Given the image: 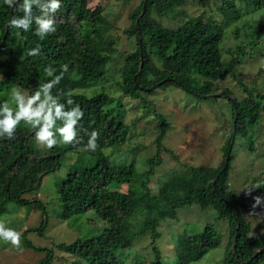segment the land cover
Wrapping results in <instances>:
<instances>
[{"label": "trees", "instance_id": "obj_1", "mask_svg": "<svg viewBox=\"0 0 264 264\" xmlns=\"http://www.w3.org/2000/svg\"><path fill=\"white\" fill-rule=\"evenodd\" d=\"M188 1L142 0L130 14L132 23L126 33L134 35L137 43L136 49L126 55L120 80L116 81L122 96L152 104L142 98L140 92L151 94L154 87L175 85L200 99L220 97L216 94V82L233 74L236 62L246 55L244 44L236 42L234 49L228 52H235L238 58L224 59L221 47L224 35L245 15L264 10V0H213L219 4L218 17L203 12L189 17L177 28H169L156 18L182 13L179 7ZM46 2L41 0V3ZM22 3L23 0H16V5L9 8L0 0V105L7 102L15 110L13 89L19 86L31 96L40 85L53 78L45 72L46 67L51 66L55 70L53 75H59L61 66L67 64L63 79L49 91L53 98L59 97L57 103L66 105L62 111L71 107L66 104L71 95L83 109L84 117L76 126L77 142L71 145L52 149L39 146L34 131L24 121L19 123L13 139L0 138V217L11 211L6 205L11 202L17 209L35 207L42 212L40 223L24 229L22 237L25 238L26 231L43 235L49 221L45 204L24 195L35 191L42 177L58 170L65 154L74 151L77 160L57 183L60 209L55 217L70 228L82 221L92 223L99 219L104 223L97 233L54 245L61 253L70 255L75 263L163 264L161 249L156 244L161 236L159 224L175 218L179 208L198 204L201 209L214 208L217 218L228 220L230 235L223 258L225 264H264V223L261 231H253L244 215V211L252 210V197H264V178L256 182L254 186L259 187L252 189L245 203L238 201L228 183L234 158L230 140L236 135L245 136L248 129L260 121L264 113V91L243 84L247 95L230 99L232 92L227 88L221 90L219 95L225 97L230 106L232 126L220 165H190L173 171L161 178L153 190L149 182L154 167L161 161L159 152L148 158L149 167L138 173L133 163L113 164L104 152L111 146L123 145L128 137L126 109L120 97L103 88L90 96L76 92L107 79V65L114 47L105 34L108 21L103 8H89L87 0H61L59 12L45 13L42 17L54 19L55 33L40 39L35 34L34 19L28 31L8 26L11 18L23 16L18 10ZM32 12L34 17L41 15V9L35 4ZM254 41H250L251 51ZM37 46L40 54L29 56L28 51ZM44 100L42 91L40 101L32 107L36 108ZM51 102L49 100L48 104ZM61 123L57 121V126ZM165 125L163 120L158 124L161 130L156 137L157 144L164 136ZM92 131L99 133L95 151L86 150ZM252 135L253 132L248 138V150L254 149ZM124 185L126 191L121 190ZM144 234L151 238L153 259L144 263L138 254L132 260L125 258V250ZM174 235L172 258L165 264L196 262L222 243L220 233L211 223H206L200 232L182 229ZM23 243L34 250L47 249L48 254L36 264H50L53 248L36 247L27 239Z\"/></svg>", "mask_w": 264, "mask_h": 264}, {"label": "rangeland", "instance_id": "obj_2", "mask_svg": "<svg viewBox=\"0 0 264 264\" xmlns=\"http://www.w3.org/2000/svg\"><path fill=\"white\" fill-rule=\"evenodd\" d=\"M141 2L142 0H87L89 8L96 6L103 8L108 21L105 34L112 41L114 51L107 65V79L95 86L78 89L76 92L90 96L103 88L114 94L116 98L120 97L126 109L125 122L129 127L128 137L123 145L111 146L104 152L113 164L133 163L137 173L148 168L146 160L159 152L161 161L154 167L155 171L149 182L150 188L155 190L159 180L169 176L173 171L184 170L190 165H220L231 133L232 122L228 100L219 95V92L227 88L232 92L230 99L233 97L242 99L247 95L243 84L248 88L255 87L259 91H264V10L245 15L235 27L231 26L227 29L221 43L224 59L238 58L235 52L234 54L228 52L230 48L234 49L236 42L244 44L246 55L236 62L233 74H228L224 80L216 82V88H218L216 94L220 96L217 100L200 99L180 87L168 85L163 88L154 87L151 94L140 92L142 98L152 102V104H145L141 99L122 96L116 84V81L120 80L126 55L136 49L135 36L128 35L126 30L132 23L130 14ZM218 5L213 0H190L179 7L182 13L156 18L169 28H177L189 17L198 16L203 12L206 15L218 17ZM252 39L255 40V46L251 51ZM17 88L29 96L27 90L19 86ZM162 120L166 123L165 133L160 144H157L156 137L161 130L158 124ZM252 132L254 149L248 150V138ZM246 133L245 136L236 135L234 140H230L233 143L234 158L231 162L228 183L241 203H245L249 198V195H245L246 190L254 186L260 178H264V113L260 121ZM72 152L74 151L65 154L58 170L42 177L35 191L24 195L28 199H39L43 205L45 204L49 221L44 234L26 231L25 238L21 235V246L18 249L12 247L10 242L0 240V264H36L48 254L47 249L34 250L25 247L24 239L29 240L36 247L53 248L54 255L50 264H78L70 255L61 253L54 245L58 242H72L78 236L97 233L104 224L97 219L92 223L78 222L70 228L67 223L55 217L60 209L57 183L71 164L77 160V156ZM121 190L126 191V186L124 185ZM6 205L11 207V211L1 214L0 217V222L5 228H12L22 234L24 229L39 225L41 210L35 207L17 209L15 207L17 205L13 202ZM252 211L259 215H251ZM215 212L212 207L201 209L198 204H192L179 208L175 218L162 221L158 226L161 236L156 244L161 249L163 264L168 258H172V243L176 237L174 234L182 229L200 232L206 223L213 224L222 237V243L219 248L211 250L200 260L190 264H225L223 258L226 255L225 247L230 230L228 220L217 218ZM244 215L254 228L253 231H261L264 223V206L246 210ZM135 254L144 259V263L153 259L151 238L148 234L138 237L132 247L125 250L123 256L132 260Z\"/></svg>", "mask_w": 264, "mask_h": 264}, {"label": "clouds", "instance_id": "obj_3", "mask_svg": "<svg viewBox=\"0 0 264 264\" xmlns=\"http://www.w3.org/2000/svg\"><path fill=\"white\" fill-rule=\"evenodd\" d=\"M4 3L12 8L16 5V0H4ZM35 4L41 9L40 16H33L32 5ZM61 9V0H47L46 3H41V0H23L22 5L19 6V11L23 12V16L17 18L13 17L9 20L8 26L11 28L22 29L28 31L32 27V21L35 20L36 29L35 34L44 39L46 35L55 33V21L49 16L48 19H43L45 13H57ZM40 54V48H32L28 51L29 56H36ZM54 69L51 66L45 68V72L48 76L53 77L47 83L40 85L39 90L34 92L31 96H26L18 88L12 91V100L15 102L16 109L14 110L9 106L7 102L0 105V138L13 139L16 134V129L21 121L25 122L26 126L34 131L35 140L38 145L43 146L46 149H52L56 146L71 145L77 142V130L76 126L78 122L83 119L84 111L79 104L68 96L66 104L71 107H67L65 104L57 103L58 96L53 98V87L59 84L63 79V73L68 71V65L61 66L59 75H53ZM45 94V100L41 101L36 108H33V104L40 101L41 92ZM51 100V104L48 101ZM57 121L62 123L57 126ZM59 137V138H57ZM99 139V133L92 131L90 133L86 150L95 151L98 147L97 140ZM259 187V185L248 188L245 195H250L252 189ZM254 210L257 206H264V198L260 196L252 197ZM251 215H259L254 211L250 212ZM21 233L12 228H5L3 223L0 222V240L4 242H10L14 248H20L21 246Z\"/></svg>", "mask_w": 264, "mask_h": 264}, {"label": "water", "instance_id": "obj_4", "mask_svg": "<svg viewBox=\"0 0 264 264\" xmlns=\"http://www.w3.org/2000/svg\"><path fill=\"white\" fill-rule=\"evenodd\" d=\"M141 66H142V63L140 64V68H141Z\"/></svg>", "mask_w": 264, "mask_h": 264}]
</instances>
